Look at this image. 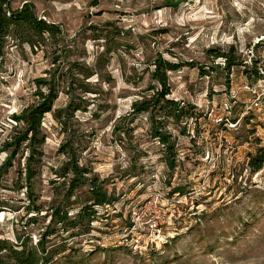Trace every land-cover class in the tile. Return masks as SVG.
<instances>
[{
	"label": "rangeland",
	"instance_id": "obj_1",
	"mask_svg": "<svg viewBox=\"0 0 264 264\" xmlns=\"http://www.w3.org/2000/svg\"><path fill=\"white\" fill-rule=\"evenodd\" d=\"M8 1L13 10L33 5L61 35L43 49L5 43L0 166L11 116L37 100L33 79L70 64L95 74L85 80L90 94L73 92L86 111L71 115L64 127L50 113L41 121L45 144L34 189L42 211L28 209L20 189L24 146L2 174L0 199L8 206L0 208V241L17 247L21 237L36 246L50 221L52 181H62L54 173L68 161L58 149L66 145L87 171L63 203L74 207L68 216L92 204L89 180L100 182L114 201L94 207L96 220L86 235L54 224L46 244L54 250L51 264H264V163L259 171L250 166L256 156L264 158V0ZM221 53L235 65L227 68ZM157 59L177 67L165 73L166 99L192 107L194 116L174 122L154 109L132 113L135 101L160 91L152 79ZM68 92L64 87L54 109L69 103ZM153 116L174 144L171 170L166 147L151 135ZM157 196L160 234L148 229L146 217L138 233L128 234L131 215Z\"/></svg>",
	"mask_w": 264,
	"mask_h": 264
},
{
	"label": "trees",
	"instance_id": "obj_2",
	"mask_svg": "<svg viewBox=\"0 0 264 264\" xmlns=\"http://www.w3.org/2000/svg\"><path fill=\"white\" fill-rule=\"evenodd\" d=\"M60 35L61 31L56 24L38 18L33 5L24 3L21 5V8L13 10L9 6L8 0H0V58L4 54L3 49L8 39L16 41L19 45H26L30 49H43L57 40ZM217 57L224 59V62L227 63V68L235 65L233 62H230L228 54L221 53ZM153 64L152 79L158 81L160 91H156L152 98L135 101L131 105L132 113L139 115L140 113L149 112L154 109L155 112L158 111V114H161V117L166 119L171 118L174 122L194 116L192 107H188L187 105L182 106L172 99H166L169 93L165 73L176 71V65L165 64L161 59L155 60ZM75 68L77 66L70 64V68L66 71L62 69L57 73L56 69L48 70L46 77L33 79V83L35 84L34 97L37 100L32 105L23 108L17 115L11 116V132L2 143L1 152L5 151L7 153L3 159V164L0 166V178L12 166L13 158L18 149L23 146L27 149L25 166L23 171H21L24 174V185L20 186V189L25 190L24 194L28 202V209L33 208L32 210L34 211L40 212L43 208L41 203H36L39 200V196L36 195L34 189L35 180L41 175L42 147L45 144L44 134L40 127L41 121L45 115L50 113L52 118L61 127H64L71 115L78 111H86V105L82 106L80 102L76 103L74 101L76 97H74L73 92H78V90L81 94H90L92 92L89 82L85 80L90 79L95 72L86 67H81L80 70L79 68ZM72 70L81 76L83 80H76L75 75L71 74ZM64 87H67L69 90L66 94H69L70 101L63 109H54L53 105ZM80 101L86 103L84 99ZM63 117L64 119L62 120ZM151 122L153 125L157 123L154 116ZM151 135L153 138H158L161 144L166 147L167 165L170 170L173 169L176 163V155L173 150L174 144H169V136L161 131L157 125L152 127ZM65 147L66 145H62L58 149L59 153L66 154L68 161L64 162L61 169L54 173L62 181L59 184L56 183L58 180L52 181V185H54L52 187L54 199L50 202V207L47 208L48 212L46 214L50 221L45 227L44 233L36 242L35 247H29L27 241H24L21 237L18 238L17 247L14 245L8 246L6 242L0 241V255L3 252L6 254L0 256V264H51L54 250L53 248L47 250L46 244L47 238H51L54 233L52 228L54 224L62 228L65 233L71 229L78 230V235H86L91 231V225L96 220L94 207H105L113 203L114 199L112 196H108L107 192L101 187L100 182L96 179L94 181L89 180V202L92 204L81 206L76 214L72 215V217L68 216L69 210H73L74 207L63 203L69 202L74 196L75 191L80 189V186L84 184L83 180L87 171L83 165H79L73 149L71 148L66 151ZM254 161L256 163H251L250 166L256 171L262 169L261 166L264 163V158L260 159L259 156H256ZM69 175L71 176L69 177ZM4 188L5 185H0V189ZM60 188L65 190L63 195L60 194ZM173 191L179 194L184 192L181 187H176ZM60 195L61 199L59 198ZM59 199L60 201L54 204ZM4 206H8L6 205V201L0 199V208ZM39 252L41 253L40 255L38 254Z\"/></svg>",
	"mask_w": 264,
	"mask_h": 264
},
{
	"label": "built area",
	"instance_id": "obj_3",
	"mask_svg": "<svg viewBox=\"0 0 264 264\" xmlns=\"http://www.w3.org/2000/svg\"><path fill=\"white\" fill-rule=\"evenodd\" d=\"M158 203L160 205L159 196L152 199L148 204L149 206H144L146 208H142L138 213H133L131 215L133 218L132 224L129 225L127 233H138L140 226L143 224V219L146 217L147 219L144 224L154 235H159L160 209L157 208Z\"/></svg>",
	"mask_w": 264,
	"mask_h": 264
}]
</instances>
